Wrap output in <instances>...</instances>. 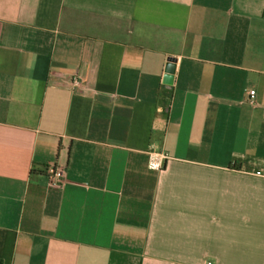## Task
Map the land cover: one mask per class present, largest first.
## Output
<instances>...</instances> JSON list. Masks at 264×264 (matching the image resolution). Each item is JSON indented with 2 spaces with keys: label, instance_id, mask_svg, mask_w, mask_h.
<instances>
[{
  "label": "crops",
  "instance_id": "crops-1",
  "mask_svg": "<svg viewBox=\"0 0 264 264\" xmlns=\"http://www.w3.org/2000/svg\"><path fill=\"white\" fill-rule=\"evenodd\" d=\"M262 168L264 0H0V264H264Z\"/></svg>",
  "mask_w": 264,
  "mask_h": 264
},
{
  "label": "built area",
  "instance_id": "built-area-1",
  "mask_svg": "<svg viewBox=\"0 0 264 264\" xmlns=\"http://www.w3.org/2000/svg\"><path fill=\"white\" fill-rule=\"evenodd\" d=\"M80 83H81L80 77L78 75H75L74 77H72L70 85L64 86L62 88L69 92H75L79 87ZM250 95L251 98H254L255 91H251ZM148 154H149V159H148L149 169L157 172H160L165 169L166 162L169 158L165 152L150 150ZM251 174L254 175L255 177L264 179V168L253 170ZM46 176L49 180V185L51 187H56L61 185L62 183H64V180L66 179L65 171L63 169H56L53 167H48L46 169Z\"/></svg>",
  "mask_w": 264,
  "mask_h": 264
},
{
  "label": "water",
  "instance_id": "water-1",
  "mask_svg": "<svg viewBox=\"0 0 264 264\" xmlns=\"http://www.w3.org/2000/svg\"><path fill=\"white\" fill-rule=\"evenodd\" d=\"M175 67H176V59L174 58L169 59V64L167 65L166 75H165V82L167 84H172L173 82Z\"/></svg>",
  "mask_w": 264,
  "mask_h": 264
}]
</instances>
